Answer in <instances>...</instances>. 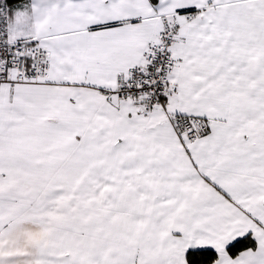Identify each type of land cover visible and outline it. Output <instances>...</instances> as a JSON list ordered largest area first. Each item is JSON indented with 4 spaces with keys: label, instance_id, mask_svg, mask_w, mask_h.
<instances>
[{
    "label": "snow or ice",
    "instance_id": "1",
    "mask_svg": "<svg viewBox=\"0 0 264 264\" xmlns=\"http://www.w3.org/2000/svg\"><path fill=\"white\" fill-rule=\"evenodd\" d=\"M0 264H264V0H0Z\"/></svg>",
    "mask_w": 264,
    "mask_h": 264
}]
</instances>
